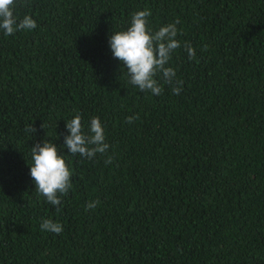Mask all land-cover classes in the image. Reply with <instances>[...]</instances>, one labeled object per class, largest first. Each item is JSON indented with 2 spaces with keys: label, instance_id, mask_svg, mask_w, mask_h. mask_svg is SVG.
I'll list each match as a JSON object with an SVG mask.
<instances>
[{
  "label": "trees",
  "instance_id": "1",
  "mask_svg": "<svg viewBox=\"0 0 264 264\" xmlns=\"http://www.w3.org/2000/svg\"><path fill=\"white\" fill-rule=\"evenodd\" d=\"M145 9L154 31L180 19L178 95L141 92L113 57L110 36ZM14 14L37 27L0 30V264H264V0H15ZM77 112L85 132L100 117L104 154L64 146ZM45 139L73 174L59 206L30 175Z\"/></svg>",
  "mask_w": 264,
  "mask_h": 264
},
{
  "label": "clouds",
  "instance_id": "2",
  "mask_svg": "<svg viewBox=\"0 0 264 264\" xmlns=\"http://www.w3.org/2000/svg\"><path fill=\"white\" fill-rule=\"evenodd\" d=\"M15 0H0V30L5 36H11L17 31L34 30L36 21L31 15H25L18 22L14 14ZM152 15L150 9L137 11L131 14L130 26L126 30L118 31L110 36L109 44L113 57L120 60L127 70L129 83L141 92H149L153 96L161 95L164 86L168 85L174 94L182 91L183 82L176 79L177 71L170 66L173 53L181 47L177 37L182 30L177 28L180 19L169 23L154 31L149 23ZM189 59L196 58V50L190 43L183 45ZM207 50V45L205 49ZM161 80L163 83H161ZM139 115L129 116L127 123H133ZM46 129L45 123L42 125ZM66 128L70 135L64 137V146L72 155L92 159L97 153L104 154L110 147L106 143L105 126L99 116L91 119L88 132L82 124V115L77 114L67 120ZM26 131L34 133L36 129L31 125ZM32 164L30 175L35 184L38 195L54 206L61 204V197L66 196L72 185V171L65 155L61 154L60 147L45 139L43 144L37 143L31 148ZM109 157L105 163H111ZM100 202L91 201L87 209L96 207ZM40 230L60 234L63 225L52 219H44Z\"/></svg>",
  "mask_w": 264,
  "mask_h": 264
}]
</instances>
